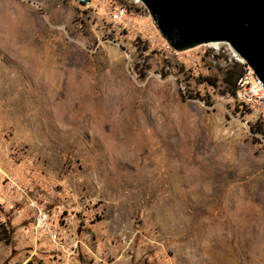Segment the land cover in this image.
<instances>
[{"label":"rangeland","instance_id":"374dc122","mask_svg":"<svg viewBox=\"0 0 264 264\" xmlns=\"http://www.w3.org/2000/svg\"><path fill=\"white\" fill-rule=\"evenodd\" d=\"M229 58L173 51L132 0H0V264H264Z\"/></svg>","mask_w":264,"mask_h":264},{"label":"water","instance_id":"95a60500","mask_svg":"<svg viewBox=\"0 0 264 264\" xmlns=\"http://www.w3.org/2000/svg\"><path fill=\"white\" fill-rule=\"evenodd\" d=\"M175 52L227 44L264 84V0H138Z\"/></svg>","mask_w":264,"mask_h":264},{"label":"built area","instance_id":"2783aa9c","mask_svg":"<svg viewBox=\"0 0 264 264\" xmlns=\"http://www.w3.org/2000/svg\"><path fill=\"white\" fill-rule=\"evenodd\" d=\"M78 5H83L87 0H69ZM133 2L140 3L138 0H132ZM126 9L122 6L118 7L112 14L114 20H121L126 15ZM227 50L231 54V58L228 59V62L235 61L243 66V72L239 79L236 82V91L235 97L236 100L240 103L242 108H246L252 112H256L259 118L260 123L264 127V84L256 77L253 70L247 66V64L242 61L227 45ZM208 46V45H203ZM219 48H213L211 50L210 56L212 59H215L216 54L218 53ZM9 189H13L15 184L13 181H8Z\"/></svg>","mask_w":264,"mask_h":264},{"label":"trees","instance_id":"16d2710c","mask_svg":"<svg viewBox=\"0 0 264 264\" xmlns=\"http://www.w3.org/2000/svg\"><path fill=\"white\" fill-rule=\"evenodd\" d=\"M242 72L243 66L241 64L237 62H226L222 77L223 94H229L231 97L235 96L236 82L241 76ZM251 132L262 136L264 139V127L262 123H255L253 126H251Z\"/></svg>","mask_w":264,"mask_h":264},{"label":"bare ground","instance_id":"6f19581e","mask_svg":"<svg viewBox=\"0 0 264 264\" xmlns=\"http://www.w3.org/2000/svg\"><path fill=\"white\" fill-rule=\"evenodd\" d=\"M220 44H222V43H211V44H208V45L216 47V46H219Z\"/></svg>","mask_w":264,"mask_h":264}]
</instances>
